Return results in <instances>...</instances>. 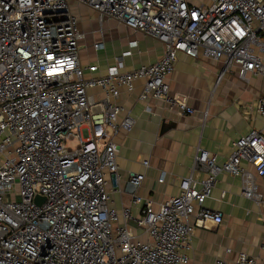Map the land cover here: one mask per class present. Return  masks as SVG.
Segmentation results:
<instances>
[{
    "label": "built area",
    "instance_id": "1",
    "mask_svg": "<svg viewBox=\"0 0 264 264\" xmlns=\"http://www.w3.org/2000/svg\"><path fill=\"white\" fill-rule=\"evenodd\" d=\"M75 7L97 13L93 33L103 36L104 22L114 20L158 40L163 54L122 70L130 50L96 75L97 62H82L88 33ZM104 41L92 46L102 49ZM180 53L221 62L217 82L233 71L242 81L264 78V0H0V264H188L196 230L223 221L221 212L204 207L220 174L240 177L242 195L264 203L257 184L264 132L255 128L223 163L198 148L180 194L158 206L140 204L145 175L121 174L115 135L137 122L117 101L122 87L143 81L141 99L195 112L168 83ZM257 110L264 114V94ZM117 193H128L129 205L118 209ZM231 264H264V254L240 251Z\"/></svg>",
    "mask_w": 264,
    "mask_h": 264
},
{
    "label": "crops",
    "instance_id": "2",
    "mask_svg": "<svg viewBox=\"0 0 264 264\" xmlns=\"http://www.w3.org/2000/svg\"><path fill=\"white\" fill-rule=\"evenodd\" d=\"M81 8L80 12L86 10ZM89 18L97 16L92 12ZM106 29L109 39H105L104 48L96 50L92 46L96 41L93 37L88 40L94 52L85 51L87 42L82 46V62L95 61L100 65L96 75L107 74L109 67L116 64L117 56L130 50L131 54L123 57L122 70L154 63L163 54V44L154 38L115 21ZM133 42L136 44L132 45ZM87 53L89 57L84 58ZM222 68L221 62L179 54L168 83L173 93L189 97L194 114L168 110L164 101L157 98L141 99L143 81H137L132 90L121 88L117 101L130 110L137 122L131 131L123 130L115 135L120 145L118 165L124 178L131 172L145 175L138 191L141 206L149 201L158 206L180 194L181 179L191 174L198 148L216 153L218 162L223 163L241 136L254 128L264 132V114L257 110L258 98L264 94V78L252 75L242 81L233 71L217 82ZM94 93L98 98L103 97L99 91L94 90ZM242 164L254 171L246 161ZM205 175L198 173V178L201 180ZM162 177L164 180L160 181ZM257 184L264 195V176L257 177ZM241 185L240 177L227 172L220 174L219 183L204 207L221 212L223 221L220 224L208 222L207 228L196 230L193 249L188 251V264H215L219 258H226L231 264L240 251L263 256L264 203L258 204L243 196ZM115 201L121 209L129 205L131 196L117 193ZM132 211L137 214L138 208L133 207ZM134 231L141 232L136 226ZM227 248H231L230 254L226 253Z\"/></svg>",
    "mask_w": 264,
    "mask_h": 264
},
{
    "label": "rangeland",
    "instance_id": "3",
    "mask_svg": "<svg viewBox=\"0 0 264 264\" xmlns=\"http://www.w3.org/2000/svg\"><path fill=\"white\" fill-rule=\"evenodd\" d=\"M197 2H199V0H196ZM83 8H80V7H75L74 8V11L80 15V18H81V27L83 29L84 32L88 33V36L87 37V42L88 45H87V49H85L86 52H94L93 49L90 47V40H88V38H92L95 39V40H98V39H106L108 41L109 39V35H108V30L106 29L108 27V25L110 23H112L114 20H106L104 22V32H103V36L101 35V33H93L92 31L94 30H97L99 28V22H98V16H97V13L92 11L91 9L89 8H86V10L84 12H80ZM94 13L97 18H89L90 17V14L91 13ZM88 17V18H87ZM85 48V47H84ZM110 51L108 49V53L110 54ZM89 55L88 53L84 55V58H88ZM135 225V224H134Z\"/></svg>",
    "mask_w": 264,
    "mask_h": 264
}]
</instances>
